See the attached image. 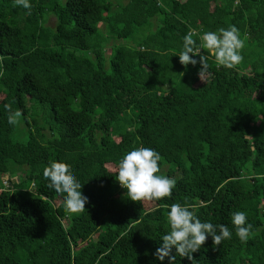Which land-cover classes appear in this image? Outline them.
<instances>
[{"label":"trees","instance_id":"trees-1","mask_svg":"<svg viewBox=\"0 0 264 264\" xmlns=\"http://www.w3.org/2000/svg\"><path fill=\"white\" fill-rule=\"evenodd\" d=\"M0 264H264V0H0Z\"/></svg>","mask_w":264,"mask_h":264},{"label":"rangeland","instance_id":"rangeland-1","mask_svg":"<svg viewBox=\"0 0 264 264\" xmlns=\"http://www.w3.org/2000/svg\"><path fill=\"white\" fill-rule=\"evenodd\" d=\"M48 25H52L53 24V19L52 18H49V20H48ZM100 26V25H99ZM100 30L101 31H103L104 29H103V26H100ZM129 43V41L127 40V44ZM212 50V49H211ZM14 138H16V139H18V140H20V141H23V140H25V138H26V135L25 134H23L22 133V130L21 131H17L16 133H15V135H14ZM15 176V175H14ZM21 175H17V177H13V179L11 180L12 181V183H16L17 182V179L20 177ZM9 176L8 175H5V176H3L2 178H1V180H2V182H6V184L8 185L9 184ZM145 209L146 210H151L152 208H153V204H149V203H145Z\"/></svg>","mask_w":264,"mask_h":264},{"label":"built area","instance_id":"built-area-1","mask_svg":"<svg viewBox=\"0 0 264 264\" xmlns=\"http://www.w3.org/2000/svg\"><path fill=\"white\" fill-rule=\"evenodd\" d=\"M3 186H4V188H6V187H7V184H6V182H3Z\"/></svg>","mask_w":264,"mask_h":264}]
</instances>
